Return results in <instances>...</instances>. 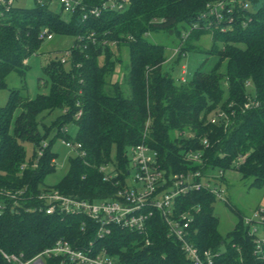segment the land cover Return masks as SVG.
Masks as SVG:
<instances>
[{
  "label": "trees",
  "instance_id": "trees-1",
  "mask_svg": "<svg viewBox=\"0 0 264 264\" xmlns=\"http://www.w3.org/2000/svg\"><path fill=\"white\" fill-rule=\"evenodd\" d=\"M215 1L130 0L122 11H104L100 18L84 21L83 14L99 0H83L87 7L69 13V20L36 0L32 9L15 6L0 22V87L9 73L25 74L29 58L44 42L45 29L74 39L65 64L56 57L43 68L39 88L48 89L47 94L31 100L21 90H9L7 103L0 107V189L26 190L14 210L0 197L7 203L0 214V264H7L2 252L29 260L59 239L77 248L93 242L121 264H191L181 245L168 237L158 214L149 223L151 246L145 247L143 238L119 229L97 240L96 225L86 217L46 215L37 209L36 196L49 190L80 200L111 199L116 190L100 169L114 165L123 176L131 149L142 143L158 152L168 176L198 169L223 175L235 170L252 186L264 187V0H243L249 4L246 12H224L210 23L206 8ZM186 27L190 32L184 40ZM154 33L177 35L178 62L190 52L204 54L191 79L182 82L180 76L162 72L164 46L147 39ZM207 33L212 45L202 51L194 43ZM91 34L95 43L88 39ZM249 101L258 106L246 109ZM55 111L58 116L45 126L40 115ZM70 123L78 125L74 142L82 145L85 156H71L67 175L58 186L47 187L44 177L55 169L57 157L53 142L68 139ZM45 142L48 146L39 157ZM24 143L34 146L28 163ZM190 152L200 153L203 164L188 161ZM25 163L28 167L21 171ZM216 202L205 190L177 200L178 212L194 219L191 243L200 252H212L215 264H264V244L258 252L257 237L250 235L239 212L235 230L219 233ZM61 260L50 258L45 264H64Z\"/></svg>",
  "mask_w": 264,
  "mask_h": 264
},
{
  "label": "built area",
  "instance_id": "built-area-1",
  "mask_svg": "<svg viewBox=\"0 0 264 264\" xmlns=\"http://www.w3.org/2000/svg\"><path fill=\"white\" fill-rule=\"evenodd\" d=\"M16 0H0V22L5 19L6 15L15 7ZM39 4H45L43 0H37ZM61 11L64 13H73L78 7L84 9L83 0H60ZM130 0H99V5L89 7V11L83 14V20L90 18H100L104 11L119 12L127 8ZM246 12L249 4L243 0H216L208 4L206 8V17L211 22L220 20L224 12L233 13L235 10ZM86 11V10H85ZM188 36L184 37V40ZM53 34L45 29L41 34V39L51 40ZM95 43L94 34L88 36ZM112 47L114 45H111ZM181 45L175 51V55L180 53ZM72 50L68 49L61 56V63L65 64L71 58ZM186 68L183 67L180 75L182 82L186 81ZM257 107L258 104L249 101L245 108ZM81 111L76 114V120L81 117ZM219 116H224L220 114ZM214 121V119H213ZM149 122L146 125V132L149 131ZM67 130V129H66ZM192 138L193 135H188ZM204 145L207 144L205 140ZM63 145L75 153L74 156L84 157L85 152L82 145L68 139L63 140ZM45 142L42 148L38 149V156H43V151L47 148ZM130 164L127 172L123 176L118 173L114 165H106L100 169L104 175V181L110 183L116 190L113 197L109 200L87 201L66 196L58 190H49L41 192L36 196L40 202L39 211L46 215L59 216H84L96 225L97 240H105L111 236L115 229L126 231L127 233L143 238V246H151V240L148 236L149 223L156 215H160L168 228V237L174 242L181 245V249L187 260L191 264H215V255L210 252H200L191 243V226L193 216L188 213H179L176 206L177 200L189 196L194 192L211 191L219 200L225 196V191L221 188L214 187L211 179L214 177L210 173H203L202 170L189 171L183 174H170L169 176L159 164L158 152L153 150L148 144H139L134 146L129 155ZM186 159L197 165H202L200 153L190 152ZM54 164L56 162L53 161ZM37 167V161L32 164ZM28 167L25 163L20 168L24 171ZM220 178L223 174L219 171ZM212 176V177H211ZM24 192V193H22ZM26 190L11 191L0 189V197L4 201L12 203L11 209H15ZM159 196H162L159 199ZM7 204V203H5ZM0 202V214L7 206ZM264 211L254 215L252 219H245V224L249 226L250 235L255 236L257 251L262 252L264 239L257 236L256 225H264ZM261 218L260 223L255 219ZM82 232H86V225L82 224ZM132 245H138L134 242ZM3 258L7 264H45L47 259L61 258L64 264H121L119 260L109 254L102 248L98 251L93 242L83 248H77L66 239L57 240L53 246L46 248L35 257L26 260L23 255H10L3 253Z\"/></svg>",
  "mask_w": 264,
  "mask_h": 264
},
{
  "label": "rangeland",
  "instance_id": "rangeland-1",
  "mask_svg": "<svg viewBox=\"0 0 264 264\" xmlns=\"http://www.w3.org/2000/svg\"><path fill=\"white\" fill-rule=\"evenodd\" d=\"M50 12L57 13L61 11L60 0H43ZM36 5V0H16L15 6L24 9H32ZM62 16L69 20L70 16L62 12ZM190 30L186 27L182 30V35L188 36ZM148 41L164 46L165 62L162 64V72L166 75L178 77L181 75V67L186 68L187 79H191L198 67L204 62L203 53L190 52L185 58L180 59L175 55V51L179 48L180 40L174 33H154L149 34ZM74 39L66 36H53L51 40H45L39 52L30 57L28 60V69L23 76L13 71L5 77V86L0 87V107H3L8 100L9 90H21L31 100H35L39 93H48V89H40L39 82L44 78V66L57 58H60L64 51L73 46ZM212 40L209 33L202 35L198 41L194 43L196 48L207 51L211 48ZM127 54L124 53V59ZM251 89V88H250ZM59 112L55 111L50 115L42 113L40 118L43 124L49 126ZM78 133V125L70 123L67 127L66 138L71 141L76 140ZM63 138H57L53 142V150L56 154L55 169L44 177V185L47 187H56L69 172V159L75 155L72 151L63 145ZM26 151L27 163L33 157L34 146L29 143L23 144ZM214 178L211 179L213 186L221 188L225 191L223 199H217L215 203V214L218 218V231L222 236L235 230L239 223V212L244 221L246 218L252 219L254 215L264 211V187H256L251 185V180L242 179L241 175L235 170H228L220 178L219 171L214 170L210 173ZM211 176V177H212ZM162 196H159L161 199ZM261 218L255 219L256 223H260ZM257 236L264 239V225L258 224Z\"/></svg>",
  "mask_w": 264,
  "mask_h": 264
}]
</instances>
